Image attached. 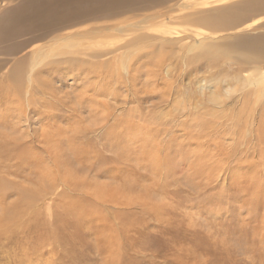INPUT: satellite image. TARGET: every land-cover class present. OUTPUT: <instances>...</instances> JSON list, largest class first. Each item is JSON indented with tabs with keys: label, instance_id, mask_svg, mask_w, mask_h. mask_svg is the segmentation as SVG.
I'll return each mask as SVG.
<instances>
[{
	"label": "rangeland",
	"instance_id": "1",
	"mask_svg": "<svg viewBox=\"0 0 264 264\" xmlns=\"http://www.w3.org/2000/svg\"><path fill=\"white\" fill-rule=\"evenodd\" d=\"M22 1L0 0V16ZM205 1L167 0L33 43L27 34L0 42V264H264V96L242 87L251 65L232 49L196 64L200 50H189L202 34L225 46L247 21L264 27V12L214 31L184 15L247 0ZM159 12L140 30L52 45ZM129 31L152 34L159 50L126 72L115 55L130 50ZM61 45L59 58L95 66L46 68ZM39 47L47 53H37L30 82Z\"/></svg>",
	"mask_w": 264,
	"mask_h": 264
},
{
	"label": "bare ground",
	"instance_id": "2",
	"mask_svg": "<svg viewBox=\"0 0 264 264\" xmlns=\"http://www.w3.org/2000/svg\"><path fill=\"white\" fill-rule=\"evenodd\" d=\"M166 1L167 0H23L15 7H11L10 10L7 9L8 12L5 16H0V42L12 40L19 36L27 34L30 36L25 42L33 43L37 40L44 39L46 36H49L50 33L54 32L57 29L60 30L72 25H76L78 23H86L87 21H91L92 19L98 20L106 17L108 19H111L120 16L123 13H133L134 11L147 9L149 7H155ZM208 2L210 1L206 0L204 4ZM213 10L214 11L208 14H204V16H198V18L193 17V13H189L186 16L184 15V18H189L190 22H201L203 23V25L214 31L234 29L235 27H238L239 25L247 21L252 15H256L257 13L262 14V12H264V0H247L240 3L215 7L213 8ZM161 15L162 13L160 14V12L155 14L151 13L146 15L143 19L133 23L125 24L119 22L116 24L110 23V25L108 23L107 25H100L99 28H97L99 26L98 25L94 28H88V30L84 29L86 31L83 32L75 31V33L71 32L68 34H63L62 36H55L51 39V41H54L52 45L62 43L67 46L66 44L68 43V40L77 36H81V38L84 37V39L85 37H88V39L94 40L101 35L105 36L111 33H121L122 31H125L127 27L131 26L139 28L138 30H140L143 25L149 24L150 21L154 20L155 18H159ZM261 20V18H255L250 20L249 22H245V25L247 26L246 31L227 34L226 37H228L231 41L229 43H226L225 46H222L216 41H210L214 37L202 34V37L194 40L192 45L189 46V50L191 51L199 49L201 57L198 55L196 56L195 54V56H192L190 61L193 64H196L197 61L202 58H207L210 61H217L221 55L226 54L230 49H232V51L238 54L239 59L251 65L247 73L244 75V80L240 79L242 87H253L255 88L256 93L260 92V94L264 96V27L263 24H261ZM134 33L135 32L129 31V35L133 34V36L126 39L122 45V47L124 48L130 47V50L123 51L122 53L115 55L116 57L123 58L124 69H126V72L131 71L130 69L132 67L129 65V63L134 60V58L143 56L146 51L150 52L152 55L158 52L157 50H159L156 49L159 47H153V45L150 44L153 39H156L155 36L144 32H137V34L135 35ZM80 44V42L77 44L75 42V44L70 43L69 46L77 49L79 48V46L81 47ZM42 49L43 47H39L38 50L40 51L33 50V54H36V61L31 64V71L28 74L30 82H33L34 74L32 72L38 63L37 57L40 56L37 53H41V55L47 53L45 49L44 52H41ZM105 51L106 50L95 53L93 52L90 56L98 57L103 55ZM63 53H65L63 45H61V48L55 49L51 53H47L46 56L52 55L57 56L58 58L49 61L45 65V67L48 69L54 68L57 70L64 63L68 65H74L77 62L79 63L76 64V67L78 68H92V66H95V63L88 64L86 66V63L83 59L81 60L80 58L76 57L59 58V55ZM155 60L156 57L153 58L151 56H147L145 61H148V64H155L157 62ZM100 64V66L105 65V61ZM45 67L43 69H45ZM23 68L24 67H22L21 65H18L12 68L9 74L17 75V72L18 74H20V71ZM219 97L220 96L217 94L215 95L214 99L218 101ZM4 187L5 186H3L0 182V190H4ZM6 221H8V218L6 219ZM6 223L8 224L9 222H5V224Z\"/></svg>",
	"mask_w": 264,
	"mask_h": 264
}]
</instances>
